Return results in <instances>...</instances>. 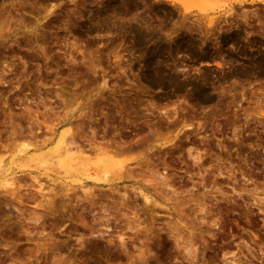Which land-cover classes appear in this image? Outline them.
<instances>
[{
  "label": "rangeland",
  "instance_id": "374dc122",
  "mask_svg": "<svg viewBox=\"0 0 264 264\" xmlns=\"http://www.w3.org/2000/svg\"><path fill=\"white\" fill-rule=\"evenodd\" d=\"M113 3L0 0V177L14 179L7 187L0 179V264H264V61L224 77L245 67L242 54L221 66L177 55L181 78L211 73L210 94L229 103L211 115L210 106L177 98L183 128L162 115H126L120 104L142 97L127 66L137 52L127 54L128 37L116 29L82 27ZM145 4L139 14L154 26L203 17L169 0ZM113 15L116 24L131 16ZM257 45L264 60V42ZM65 127L77 148L70 160L136 159L120 177L109 168V182L78 183L58 166H38L36 157L54 160L48 149ZM188 141L200 146V165L187 156ZM23 144L28 159L18 158Z\"/></svg>",
  "mask_w": 264,
  "mask_h": 264
},
{
  "label": "bare ground",
  "instance_id": "6f19581e",
  "mask_svg": "<svg viewBox=\"0 0 264 264\" xmlns=\"http://www.w3.org/2000/svg\"><path fill=\"white\" fill-rule=\"evenodd\" d=\"M112 1H114L113 4L105 5L101 10L102 13L97 12V16L90 19V22L82 25V27L85 28L87 34H98L101 30L110 31L111 29H116L120 38L125 40L124 38L128 37L129 44L127 46L129 49L126 50L127 54L131 56L137 52V59L135 60L138 61L135 63L129 58L127 66L128 70L132 71L131 85L132 87L134 85L136 86L142 97H138L135 104H130V102L120 104L122 108H125L126 115H129L127 111L137 115H141L144 112L162 115L165 119H171L170 124L173 126L181 125L183 128L185 127V121L180 124V121H177L175 118V115H180V113L182 115L185 114L184 108L175 103L177 98H186L188 107H190V103L199 106L208 105L211 108L209 113L211 115L219 110V106L226 102L229 103V101L225 100L224 96H218L216 98L210 94L211 92L208 84L210 83L211 73L204 71L199 74L198 77L181 78L177 71V64L180 63L178 62L179 59L177 60V55L179 57L180 55L184 57L188 56V58L192 57V59L199 57L198 60L202 59L201 63L205 66H212V64L221 66L224 65L225 62L227 64V62H231L234 59L236 61V59H238L236 54H242V56L246 58L245 60H247L244 64L245 67L234 70V72L224 77L243 74L247 70L259 68L262 61H264L262 58L255 57V55L258 56L259 51L257 54L255 53L256 51L254 52V50L257 49L256 47L260 48L257 44H263L264 42V9L259 11V7H254L258 4L264 5L260 0H240L237 4L239 9L231 6L217 17H206V15H203V17H198L195 22H190L191 24H186L184 18H182L180 21H173L169 27H166L164 23L163 25H161V23L160 25L154 26L149 20L145 19L146 16L144 17L139 14L143 12H140V8L146 5V0ZM246 4L252 5L253 8H245L244 6ZM112 12L117 17H125L127 14L131 16L127 21L116 24L115 19L110 20L108 16ZM155 13H157L156 10H154V14ZM162 13L165 15L171 14V12L166 11V9L162 11ZM114 15L113 17L115 18ZM155 27H157V29H155ZM194 30L198 32L197 39L190 36ZM210 40L212 41L211 46L208 44ZM113 53L115 67L121 68L120 58L122 55L118 54V51ZM155 89H159L158 92L161 93L154 92ZM232 100L233 99H230V101ZM203 115H208V113L203 111ZM180 130L181 128L178 129L177 133ZM198 130L199 129H196V135H199ZM62 131L63 132L58 134L59 137L55 145H52L51 148L49 147V151L47 150L48 154L46 153L48 157L50 152L52 154L50 159L54 160L50 161L43 157H36L34 160L37 161V164H39L38 166H40V164L45 167L49 165H54V167L58 166L60 168L59 171L62 170L65 175L73 177L74 182L81 183L82 177H87L95 182H109V168L114 172L112 174L114 178L117 175H121L123 172V167L126 165L125 161L130 163L136 159L135 157L122 160L113 159L114 157L108 156V160H105L99 157V161L103 163L93 165L88 163L86 157L70 160V158L74 157L76 154L75 150L77 148L75 150L71 148L70 143L72 139L70 138V128L65 127ZM21 146L23 147H19L16 151L22 153V156L20 155L18 158L28 159L25 155L28 146L26 144ZM185 146L187 156L191 157L193 163H197L202 157L200 146L193 141H188ZM77 152H79V150ZM61 161H63V165H61ZM10 162L12 164L13 161ZM197 164L200 165V163ZM8 166H10V164ZM7 169L8 167L4 171H7ZM33 177L35 179L37 176ZM11 178V176L8 178H5V176L0 177L2 182L10 186L14 182L12 181L14 179ZM143 197L145 201L149 200V196L144 193ZM179 219H181V217ZM177 229L179 232V228L176 227V230ZM223 255L225 256V254ZM223 262L224 264H228L229 261L226 262L224 260Z\"/></svg>",
  "mask_w": 264,
  "mask_h": 264
},
{
  "label": "snow or ice",
  "instance_id": "6c2138e0",
  "mask_svg": "<svg viewBox=\"0 0 264 264\" xmlns=\"http://www.w3.org/2000/svg\"><path fill=\"white\" fill-rule=\"evenodd\" d=\"M240 0H171V4L177 11H182L185 16H190L193 11H199L201 15H207L209 10L219 8L223 11L230 5L235 6ZM264 3V0H260ZM63 165V161H61ZM7 187V185H5Z\"/></svg>",
  "mask_w": 264,
  "mask_h": 264
}]
</instances>
